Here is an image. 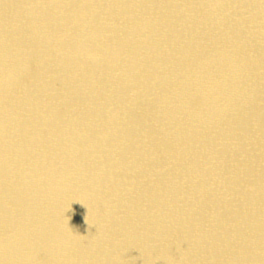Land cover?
<instances>
[{"label": "bare ground", "instance_id": "1", "mask_svg": "<svg viewBox=\"0 0 264 264\" xmlns=\"http://www.w3.org/2000/svg\"><path fill=\"white\" fill-rule=\"evenodd\" d=\"M0 264H264V0H0Z\"/></svg>", "mask_w": 264, "mask_h": 264}]
</instances>
